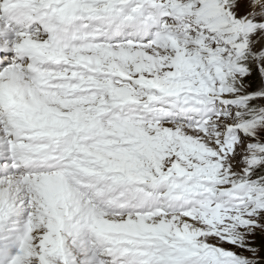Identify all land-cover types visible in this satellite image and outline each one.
Here are the masks:
<instances>
[{
    "label": "snow or ice",
    "instance_id": "1",
    "mask_svg": "<svg viewBox=\"0 0 264 264\" xmlns=\"http://www.w3.org/2000/svg\"><path fill=\"white\" fill-rule=\"evenodd\" d=\"M0 264H264V0H0Z\"/></svg>",
    "mask_w": 264,
    "mask_h": 264
}]
</instances>
